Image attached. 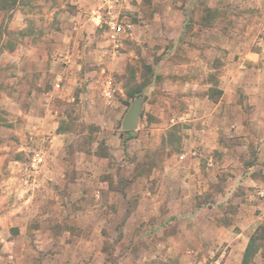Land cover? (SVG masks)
<instances>
[{
    "label": "rangeland",
    "instance_id": "374dc122",
    "mask_svg": "<svg viewBox=\"0 0 264 264\" xmlns=\"http://www.w3.org/2000/svg\"><path fill=\"white\" fill-rule=\"evenodd\" d=\"M26 1L39 8L37 14L49 10ZM186 1L96 0L98 19L88 18L85 35L73 32L71 41L59 37L75 52L84 50L76 52L81 66L61 62L66 69L59 89L58 74L47 76L40 87L50 91V100H21L22 107L42 109L44 130L30 131L28 122L41 124L35 118H26L25 125L18 121L11 130L15 121L2 111L0 264L222 263L230 245L210 242L209 234L224 231L201 226L219 216L222 224L237 227L251 220L247 263L264 262V197L256 195L264 183L238 184L237 173L230 171L216 179L204 168L190 183L191 157L181 158L189 149L187 123L178 116L184 93L172 89V69L165 66L161 73L156 64L174 45L178 25L169 22L170 12L183 10L184 23L192 22L194 5L187 7ZM18 2L0 0V34L17 35L11 33L10 16ZM110 16L124 26L117 41L107 34ZM107 88L114 94L110 102ZM139 98L141 139L138 128L122 127ZM35 153L43 157L36 165ZM214 203L224 210L200 209ZM241 205L251 211H239Z\"/></svg>",
    "mask_w": 264,
    "mask_h": 264
},
{
    "label": "crops",
    "instance_id": "0c3cea01",
    "mask_svg": "<svg viewBox=\"0 0 264 264\" xmlns=\"http://www.w3.org/2000/svg\"><path fill=\"white\" fill-rule=\"evenodd\" d=\"M35 1L49 5L48 12L37 14L39 8L19 0L21 6L10 16L11 33L17 35L0 34V114L6 111L14 119L11 130H16L18 121L25 125L26 118L40 120L38 125L28 122L32 133L44 130L42 109L39 112L33 106L22 107L21 100H50V91L40 87L46 84L47 76L56 72L57 79L63 78L61 72L66 68L61 62L81 66L76 52L84 54V50L75 52L73 46L62 44L59 37L69 36L70 40L73 32L85 35L88 18L98 19L94 14L96 0ZM189 3L194 5L188 9L191 24L184 23L185 11L170 12L169 22L178 25L174 45L168 58L156 64L161 73L165 66L172 69V89L184 93L180 102L184 110L178 116L188 127L184 137L189 149L184 158L190 156L193 164L188 180H196V170L204 168L216 179L230 171L237 173L238 184L264 183V0H187V7ZM48 38L50 44L45 43ZM59 46L63 51H57ZM137 128L136 132L142 129L140 124ZM138 134L141 139L145 131L142 136ZM193 149L200 152L196 158L191 156ZM247 207L241 205L238 209L250 212L251 206ZM223 208L214 203L200 209L220 212ZM219 217L201 226L224 231L223 236L209 234L210 242L230 245L221 264H248L251 220L237 227L222 224Z\"/></svg>",
    "mask_w": 264,
    "mask_h": 264
},
{
    "label": "built area",
    "instance_id": "2783aa9c",
    "mask_svg": "<svg viewBox=\"0 0 264 264\" xmlns=\"http://www.w3.org/2000/svg\"><path fill=\"white\" fill-rule=\"evenodd\" d=\"M103 1L106 2V4H108V2H110V0H103ZM109 14H110V11H109ZM106 24L108 27V31H107L108 36L110 37V39L112 41H117L119 38V34L124 30V26L121 24V22H119V20L115 16H110L109 19L106 20ZM62 81H63V78L58 79V82L55 85L56 88H58V89L61 88ZM104 95L109 100H111L114 96L112 90H110L109 88L104 90ZM199 153L200 152L197 149H193L191 151V156L197 157V156H199ZM184 157H185L184 154L181 155V158H184ZM33 160H34L33 164L36 165L37 162H41L43 160V157L41 156L40 153H35ZM259 195L264 197V190L259 191ZM212 264H221V260L216 259Z\"/></svg>",
    "mask_w": 264,
    "mask_h": 264
},
{
    "label": "water",
    "instance_id": "95a60500",
    "mask_svg": "<svg viewBox=\"0 0 264 264\" xmlns=\"http://www.w3.org/2000/svg\"><path fill=\"white\" fill-rule=\"evenodd\" d=\"M143 99H136L129 111L127 112L122 127L124 130H135L139 124L140 112L142 110Z\"/></svg>",
    "mask_w": 264,
    "mask_h": 264
},
{
    "label": "trees",
    "instance_id": "16d2710c",
    "mask_svg": "<svg viewBox=\"0 0 264 264\" xmlns=\"http://www.w3.org/2000/svg\"><path fill=\"white\" fill-rule=\"evenodd\" d=\"M249 250H250V247H249V249H248V252H247V254L249 253ZM247 259V258H246Z\"/></svg>",
    "mask_w": 264,
    "mask_h": 264
}]
</instances>
